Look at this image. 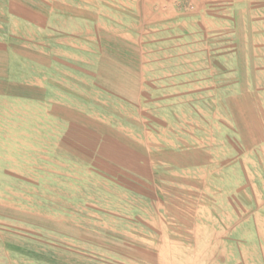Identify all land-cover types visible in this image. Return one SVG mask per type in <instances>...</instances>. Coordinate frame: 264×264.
<instances>
[{
	"label": "rangeland",
	"instance_id": "rangeland-1",
	"mask_svg": "<svg viewBox=\"0 0 264 264\" xmlns=\"http://www.w3.org/2000/svg\"><path fill=\"white\" fill-rule=\"evenodd\" d=\"M90 11L105 60L39 86L84 96L90 151L62 143L50 109L0 102V264H160L154 222L186 241L197 218L230 216L260 236L232 243V264H264V41L233 50L209 17L142 27L131 0Z\"/></svg>",
	"mask_w": 264,
	"mask_h": 264
},
{
	"label": "crops",
	"instance_id": "crops-1",
	"mask_svg": "<svg viewBox=\"0 0 264 264\" xmlns=\"http://www.w3.org/2000/svg\"><path fill=\"white\" fill-rule=\"evenodd\" d=\"M210 7L218 10L210 11ZM131 8L133 18L142 27L164 28L185 19L209 17L211 22L220 21L227 26L228 34L233 36V50L263 48L255 42L264 41V0H131ZM90 9L91 0H0V102H18L28 108L33 104L42 115L50 109L46 115L51 117V130L57 129L64 145L82 146L83 151L90 146V118L85 123L76 117L89 112L80 109V104L72 99H81L84 108V96L39 86L52 85L50 76L55 67L71 72L75 64L84 68L83 61L105 60L98 48L100 38H92L95 27ZM30 32L33 38L27 36ZM110 61L122 59L114 53ZM40 102L47 105L43 107ZM77 130L80 136H76ZM185 169L189 170L190 165L178 171ZM37 171L42 170H2L4 176L20 178L37 176ZM200 219L186 228V241L175 239L172 230L154 222L158 233L151 243L160 264H232V243L260 242L255 230L246 238L238 236L243 226H252L251 218Z\"/></svg>",
	"mask_w": 264,
	"mask_h": 264
}]
</instances>
